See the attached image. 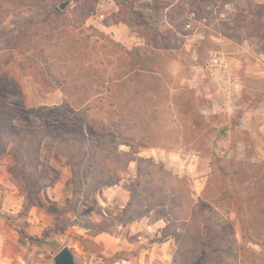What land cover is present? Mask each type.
<instances>
[{
    "label": "rangeland",
    "instance_id": "obj_1",
    "mask_svg": "<svg viewBox=\"0 0 264 264\" xmlns=\"http://www.w3.org/2000/svg\"><path fill=\"white\" fill-rule=\"evenodd\" d=\"M8 5L0 264H264V0Z\"/></svg>",
    "mask_w": 264,
    "mask_h": 264
},
{
    "label": "built area",
    "instance_id": "obj_2",
    "mask_svg": "<svg viewBox=\"0 0 264 264\" xmlns=\"http://www.w3.org/2000/svg\"><path fill=\"white\" fill-rule=\"evenodd\" d=\"M188 28H191V25H189ZM209 66L212 69V73L216 77L220 91L227 100H232L233 90L231 85L232 81L230 78L231 74L228 67L224 64V60L219 54H212L209 60Z\"/></svg>",
    "mask_w": 264,
    "mask_h": 264
},
{
    "label": "trees",
    "instance_id": "obj_3",
    "mask_svg": "<svg viewBox=\"0 0 264 264\" xmlns=\"http://www.w3.org/2000/svg\"><path fill=\"white\" fill-rule=\"evenodd\" d=\"M3 2H7L10 6L9 10L7 11L8 13L11 12V10L18 9V8H27L29 10H35V9H48L49 7L47 6V0H0ZM60 11V9H57ZM0 104H1V99H0ZM5 113V109H0V115ZM24 237H27L25 233L22 234Z\"/></svg>",
    "mask_w": 264,
    "mask_h": 264
},
{
    "label": "water",
    "instance_id": "obj_4",
    "mask_svg": "<svg viewBox=\"0 0 264 264\" xmlns=\"http://www.w3.org/2000/svg\"><path fill=\"white\" fill-rule=\"evenodd\" d=\"M69 2L63 3L60 9H65ZM55 264H76L73 253L69 248H64L55 258Z\"/></svg>",
    "mask_w": 264,
    "mask_h": 264
},
{
    "label": "crops",
    "instance_id": "obj_5",
    "mask_svg": "<svg viewBox=\"0 0 264 264\" xmlns=\"http://www.w3.org/2000/svg\"><path fill=\"white\" fill-rule=\"evenodd\" d=\"M250 115H251V112H246L244 118H247V117H249ZM263 126H264V120H263ZM263 128H264V127H263Z\"/></svg>",
    "mask_w": 264,
    "mask_h": 264
}]
</instances>
